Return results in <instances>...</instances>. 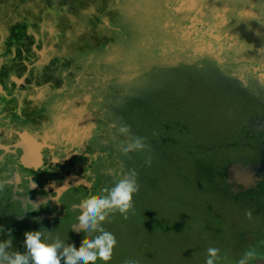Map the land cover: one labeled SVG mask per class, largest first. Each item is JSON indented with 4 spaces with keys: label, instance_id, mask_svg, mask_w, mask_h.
Returning <instances> with one entry per match:
<instances>
[{
    "label": "rangeland",
    "instance_id": "rangeland-1",
    "mask_svg": "<svg viewBox=\"0 0 264 264\" xmlns=\"http://www.w3.org/2000/svg\"><path fill=\"white\" fill-rule=\"evenodd\" d=\"M20 132L51 145L38 166ZM0 144L16 250L38 229L78 247L74 206L135 171L106 264H206L210 232L238 248L214 264H264V170L227 173L264 157V0H0Z\"/></svg>",
    "mask_w": 264,
    "mask_h": 264
},
{
    "label": "clouds",
    "instance_id": "clouds-1",
    "mask_svg": "<svg viewBox=\"0 0 264 264\" xmlns=\"http://www.w3.org/2000/svg\"><path fill=\"white\" fill-rule=\"evenodd\" d=\"M132 147L141 148L143 145L137 140ZM136 175L135 171H130L115 179L111 187L103 188L100 193H89L74 206L73 211L77 212V216L72 228L86 233L78 247L73 243H66L59 236L53 238L51 231L38 229L24 232V251H19L13 247L12 230H5L0 226V233L6 234V238L0 239V264H61V261L63 264H96L97 260L106 264L112 259L117 241L114 234L105 230L102 222L116 212L127 219L129 210L133 208V194L139 190ZM33 206V210H36L37 206ZM246 215L251 219V211H247ZM94 233L97 234L93 235ZM218 252L217 248L209 247L206 264H214L219 259ZM255 256V252L247 251L238 264H248ZM125 264L138 262L125 261Z\"/></svg>",
    "mask_w": 264,
    "mask_h": 264
},
{
    "label": "flooded vegetation",
    "instance_id": "flooded-vegetation-1",
    "mask_svg": "<svg viewBox=\"0 0 264 264\" xmlns=\"http://www.w3.org/2000/svg\"><path fill=\"white\" fill-rule=\"evenodd\" d=\"M23 134L29 135L32 139L31 138H29V139L23 138ZM18 136H19L20 140H23L24 143H28L33 150H36V152L38 154L37 156L39 157V163L35 164L34 166H36V165L38 166L39 164H41V161H42V149L43 148L44 149H48L51 145L48 144L45 141L36 140L35 138H33L30 134H28L26 132H20L18 134ZM0 147L3 148V149L6 148V146H4L2 144H0ZM261 160H264V157H262ZM261 160H259V161H261ZM76 176L77 175L75 173L66 176L64 178V182H62L63 184H62L61 188L66 186L67 184L72 183V181L75 180ZM256 179H257V176H256ZM230 241H231L230 236H224V235L218 234L216 232H212V233L210 232V234L204 240H202V241L196 240L195 244L198 242L196 244V246H197V248H199L200 245L209 242V243L213 244L214 248H217L219 250V253H226V254L230 255V254H235V253L238 252V248L234 247L232 245V243H230ZM222 242L223 243L227 242V243H225L226 245H222ZM255 264H259V261L255 260Z\"/></svg>",
    "mask_w": 264,
    "mask_h": 264
},
{
    "label": "bare ground",
    "instance_id": "bare-ground-1",
    "mask_svg": "<svg viewBox=\"0 0 264 264\" xmlns=\"http://www.w3.org/2000/svg\"><path fill=\"white\" fill-rule=\"evenodd\" d=\"M29 138H31V137L28 135V139ZM245 166H247V172L252 177L251 180L255 181L256 176L264 169V160L257 161L254 163H250V164H247ZM259 264H260V262H259Z\"/></svg>",
    "mask_w": 264,
    "mask_h": 264
},
{
    "label": "water",
    "instance_id": "water-1",
    "mask_svg": "<svg viewBox=\"0 0 264 264\" xmlns=\"http://www.w3.org/2000/svg\"><path fill=\"white\" fill-rule=\"evenodd\" d=\"M236 170L240 171L242 174L249 175V173L247 172V166H243V165H240V164H230L227 167V173L229 175L231 174V172L236 171Z\"/></svg>",
    "mask_w": 264,
    "mask_h": 264
}]
</instances>
